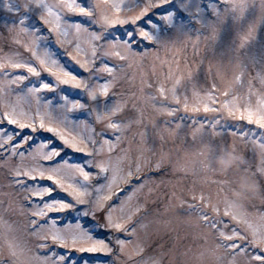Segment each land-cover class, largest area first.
Returning <instances> with one entry per match:
<instances>
[{"label": "snow or ice", "instance_id": "snow-or-ice-1", "mask_svg": "<svg viewBox=\"0 0 264 264\" xmlns=\"http://www.w3.org/2000/svg\"><path fill=\"white\" fill-rule=\"evenodd\" d=\"M2 9L0 264H164L156 238L168 207L149 205L169 153L150 135L239 138L259 150L264 174V0H3ZM146 61L152 71L124 88L126 70ZM208 182L215 192L167 194L206 230L199 257L264 264V194L242 203L227 181Z\"/></svg>", "mask_w": 264, "mask_h": 264}, {"label": "rangeland", "instance_id": "rangeland-1", "mask_svg": "<svg viewBox=\"0 0 264 264\" xmlns=\"http://www.w3.org/2000/svg\"><path fill=\"white\" fill-rule=\"evenodd\" d=\"M14 2V0H13ZM3 0H0V22L9 18L3 9ZM164 56V53H161ZM67 63V61H64ZM70 69H73L71 63L68 64ZM152 71L151 61L138 63L132 68L126 70V76L123 80V87L130 88L133 84H138L139 73L149 74ZM165 71L167 69L165 68ZM135 77L134 79H130ZM201 86L203 81L201 80ZM135 90V89H133ZM68 91H71L68 89ZM191 94V86H189V95ZM204 115L203 113L200 114ZM191 124V120L186 121ZM190 129L181 130L179 135L169 136L165 133V139L162 142L159 137H149V143L154 144L155 149L159 152L161 146L166 153H169V158L166 162V170L168 175L161 177L157 173L155 180L156 185H153L151 199H155L156 203L149 205L150 209H158L163 214L164 207H168L167 218L171 223L167 228H161L160 235L156 238L157 242L163 244L164 250L167 253L164 264H214L211 255L208 252L204 253L203 257H199V253L203 251L200 245L203 243L197 237L203 234L204 230L193 217L189 218L181 212L177 201L173 200L171 204L167 202V194L171 191L172 185H175L179 193L181 188L187 189L190 186H195L197 189L203 188L205 191L215 192L219 187L216 184L208 182V178L227 181L224 185L225 193L231 200H236L242 203H256L260 201L258 197L264 194V174L255 170V164L260 160L259 150L251 143H245L243 140L228 137L226 140L221 137H210L207 133L202 137H198L193 141L190 137L184 141L185 135ZM224 146L231 151L234 147V154L239 159H232L228 151H222ZM135 143L133 149L135 150ZM201 152L207 154V163L211 170L205 173L201 170L199 161L202 157ZM73 161L79 157H70ZM185 165L184 171H175L173 168H178L179 165ZM171 180L172 184H161L160 180ZM158 185V186H157ZM147 192V189H145ZM139 199H143V194H137ZM223 197H221L222 199ZM72 216H78L79 213L73 212ZM211 238H209V241ZM206 247V246H205Z\"/></svg>", "mask_w": 264, "mask_h": 264}]
</instances>
